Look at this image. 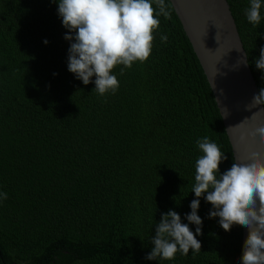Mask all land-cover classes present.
<instances>
[{
    "label": "trees",
    "instance_id": "obj_1",
    "mask_svg": "<svg viewBox=\"0 0 264 264\" xmlns=\"http://www.w3.org/2000/svg\"><path fill=\"white\" fill-rule=\"evenodd\" d=\"M227 2L259 91L264 6L254 26L250 0ZM166 3L170 18L159 17L148 59L115 66L118 90L100 95L95 76L84 85L68 71L74 41L57 2L0 0V264H239L242 226L225 231L204 196L201 250L145 258L170 209L195 233L185 214L203 155L196 141L208 137L227 156L221 174L234 162L206 76Z\"/></svg>",
    "mask_w": 264,
    "mask_h": 264
},
{
    "label": "clouds",
    "instance_id": "obj_2",
    "mask_svg": "<svg viewBox=\"0 0 264 264\" xmlns=\"http://www.w3.org/2000/svg\"><path fill=\"white\" fill-rule=\"evenodd\" d=\"M58 3V15L68 29L65 39L74 41L68 49V71L84 85L94 84L96 91L104 95L115 94L119 88L117 76L112 70L117 65L130 68L135 61H146L152 51L153 32L160 24L159 17L170 18L166 0H53ZM155 5V7L153 6ZM264 0H250L245 10L249 23H261V8ZM74 33V35H73ZM161 40L166 42L167 36ZM48 43L47 40L44 41ZM257 69L264 72V48L255 60ZM124 68H121V75ZM264 79V76H262ZM264 105V88L254 94L250 108ZM248 109L249 106H246ZM264 111L260 108L253 114ZM253 141L264 144V120L256 123L248 133ZM203 155L196 160L195 184L192 192L196 199L190 203L191 212L185 214L189 224L182 223L181 216L174 210L162 214L155 227L152 249L147 260L174 259L180 251L199 252L203 221L198 215L202 196L213 206L209 218L219 217V225L230 231L233 225L248 229L242 248L241 264H264V158L253 150L241 162L220 173L219 165L227 159L220 147L204 137L196 141ZM206 194V195H204ZM0 199H7V193L0 192Z\"/></svg>",
    "mask_w": 264,
    "mask_h": 264
},
{
    "label": "water",
    "instance_id": "obj_3",
    "mask_svg": "<svg viewBox=\"0 0 264 264\" xmlns=\"http://www.w3.org/2000/svg\"><path fill=\"white\" fill-rule=\"evenodd\" d=\"M170 2L211 88L234 162L246 160L253 150L264 158V144L248 136L253 126L264 120V111L253 116L264 106L250 108L253 95L259 91L227 0ZM247 235L248 229L242 226L240 257Z\"/></svg>",
    "mask_w": 264,
    "mask_h": 264
},
{
    "label": "bare ground",
    "instance_id": "obj_4",
    "mask_svg": "<svg viewBox=\"0 0 264 264\" xmlns=\"http://www.w3.org/2000/svg\"><path fill=\"white\" fill-rule=\"evenodd\" d=\"M235 21V20H234ZM237 27V26H236ZM238 31V30H237ZM239 34V32H238ZM241 39V38H240ZM242 42V41H241ZM243 45V44H242ZM244 48V47H243ZM245 50V49H244ZM246 53V52H245ZM246 57H247V54H246ZM247 62H248V59H247ZM253 76V75H252ZM255 80V79H254ZM256 83V82H255ZM257 86V85H256Z\"/></svg>",
    "mask_w": 264,
    "mask_h": 264
}]
</instances>
